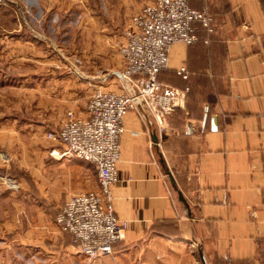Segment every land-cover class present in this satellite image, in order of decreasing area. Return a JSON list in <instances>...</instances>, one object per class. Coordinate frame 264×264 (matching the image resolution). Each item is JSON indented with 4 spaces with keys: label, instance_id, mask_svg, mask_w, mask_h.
Masks as SVG:
<instances>
[{
    "label": "crops",
    "instance_id": "obj_1",
    "mask_svg": "<svg viewBox=\"0 0 264 264\" xmlns=\"http://www.w3.org/2000/svg\"><path fill=\"white\" fill-rule=\"evenodd\" d=\"M100 2L44 0L45 16L22 20L13 2H0V74H12L0 81L11 89L0 98V149L12 159L0 175L20 185L10 190L0 179V264H203L201 252L207 264L261 263L264 0H190L213 18L212 31L197 24L200 40L174 45L159 74L188 91L165 132L147 128L134 111L124 120L112 192L125 236L113 253L88 259L57 224L70 198L99 191L100 182L94 164L53 155L63 147L47 134L68 112L86 118L97 90H122L113 73L125 61L115 44L150 3ZM128 8L136 10L130 17ZM73 58L82 60L85 78L72 70Z\"/></svg>",
    "mask_w": 264,
    "mask_h": 264
},
{
    "label": "built area",
    "instance_id": "obj_2",
    "mask_svg": "<svg viewBox=\"0 0 264 264\" xmlns=\"http://www.w3.org/2000/svg\"><path fill=\"white\" fill-rule=\"evenodd\" d=\"M149 1L133 15L118 43L125 67L114 74L122 90H97L89 99L86 118L68 112L61 128L48 134L63 147L60 153L53 150V155L78 158L97 168L100 190L73 196L56 218L57 224L71 233L80 253L92 261L110 256L114 245L125 236L114 208L112 188L120 181L127 114L136 112L147 128L164 133L168 117L185 105L188 91L162 83L159 74L168 69L174 45L198 42L197 24L212 31L213 18L207 10L192 8L190 0ZM32 2L36 5L35 0ZM74 72L83 74L75 67ZM177 72L187 78L186 67ZM1 158L8 160L5 154ZM0 179L9 189H20L13 178Z\"/></svg>",
    "mask_w": 264,
    "mask_h": 264
},
{
    "label": "rangeland",
    "instance_id": "obj_3",
    "mask_svg": "<svg viewBox=\"0 0 264 264\" xmlns=\"http://www.w3.org/2000/svg\"><path fill=\"white\" fill-rule=\"evenodd\" d=\"M6 1H11L13 2L12 5H13V9L14 11L17 13V17L20 18V20H22V18H28V17H31V18H37L38 16L39 17H42V16H45L47 14V10L45 9L44 7V4H43V1L44 0H35V3H36V6H32L30 9H29V4L23 0H2V2H6ZM100 0H89V4L91 6H97V4H100ZM99 7V6H98ZM33 8V9H32ZM111 10H115V9H111ZM126 10V9H125ZM93 11V10H92ZM95 12H98L99 10H94ZM136 10L133 9V8H128V10H126L125 12H127L128 16L130 17ZM121 16V15H120ZM129 19V18H128ZM25 23L27 22L26 20H24ZM28 23V22H27ZM26 23V24H27ZM126 26L127 25H123L122 28H123V32L126 30ZM27 27H29V25H27ZM31 27V26H30ZM2 28V27H1ZM0 28V29H1ZM32 28V27H31ZM0 33H6V32H3V30H0ZM35 35L38 36L39 33L34 31ZM120 41H118L116 44H115V47L116 49L118 50V43ZM114 46V45H113ZM115 50V49H114ZM119 51V50H118ZM116 53H118L116 50H115ZM67 60H69L67 58ZM70 66L73 67V71H74V67L75 68H78L79 69V66H82L84 65L82 60L79 59V58H73L70 62H69ZM112 68V66H111ZM82 72V71H81ZM75 73V72H74ZM83 73V72H82ZM76 75H78L79 77H82V78H85V74L83 73L82 75L81 74H77L75 73ZM114 74V73H113ZM12 76V74H0V81L5 80L7 81L9 79V77ZM10 87L6 88V86H1L0 84V98H4L5 96L9 95L10 94ZM4 110L2 107H0V114L3 113ZM49 134V133H48ZM48 134H47V138L49 139L48 137ZM51 140V139H49ZM1 154H5L8 158L7 161H3V159L1 158ZM12 162V159L11 157L9 156V154L4 150V149H0V169L2 168H5V165L6 164H10ZM0 176H3V175H0ZM11 190V189H10ZM78 246V245H77ZM79 249V248H78ZM261 263L259 264H264V250L261 252ZM239 264H252V263H245V262H240Z\"/></svg>",
    "mask_w": 264,
    "mask_h": 264
},
{
    "label": "water",
    "instance_id": "obj_4",
    "mask_svg": "<svg viewBox=\"0 0 264 264\" xmlns=\"http://www.w3.org/2000/svg\"><path fill=\"white\" fill-rule=\"evenodd\" d=\"M180 199H181V201L184 202V204L189 208L188 203L186 202V200L183 198L182 195H180ZM201 260H202L203 264H207V262H206V260H205V257H204V255L202 254V252H201Z\"/></svg>",
    "mask_w": 264,
    "mask_h": 264
},
{
    "label": "trees",
    "instance_id": "obj_5",
    "mask_svg": "<svg viewBox=\"0 0 264 264\" xmlns=\"http://www.w3.org/2000/svg\"><path fill=\"white\" fill-rule=\"evenodd\" d=\"M198 37H199V36H198ZM199 40H200V39H199ZM199 40H198V41H199Z\"/></svg>",
    "mask_w": 264,
    "mask_h": 264
}]
</instances>
